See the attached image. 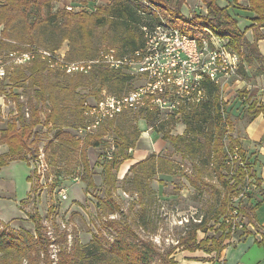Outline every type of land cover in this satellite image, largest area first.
Returning a JSON list of instances; mask_svg holds the SVG:
<instances>
[{
	"label": "trees",
	"instance_id": "trees-1",
	"mask_svg": "<svg viewBox=\"0 0 264 264\" xmlns=\"http://www.w3.org/2000/svg\"><path fill=\"white\" fill-rule=\"evenodd\" d=\"M55 1L0 0V57L8 52H25L41 47L57 51L67 42V59H93L101 51L94 41L97 27H107L108 31L102 38L109 37L111 42L117 44L113 48L121 56L130 54L143 45L142 26L167 24L200 42L209 35L225 39L227 46L240 56L236 77L243 80L264 77V55L258 47V41L264 35L256 31L254 40H249L246 37L247 29L239 26L240 15L237 11L241 9L251 13L252 27L260 28L264 26V0H248L247 5L237 2L222 5L219 0H200L206 6L207 12L192 11L190 15L182 12L185 0H108L105 5H100L91 12L84 8L75 11L55 8ZM6 48H9L7 53ZM28 79L39 103L33 104L25 112L18 90L25 87ZM132 80L133 77L125 71L104 65L94 67L88 74H67L58 69H50L38 53L30 61L13 67V71L0 77V96H13L17 104L16 113L0 128V142L9 146V153L0 156V169L13 160H28V154L36 152L32 150L36 134L46 129V132L55 131L48 146L59 140L60 149L66 146L80 148L84 168L89 172L91 167L87 146L99 145L102 134L90 135L84 147L80 146V139L76 137L77 129L90 122L84 115V102L88 99V92H91L87 87L96 95L104 89L110 94L122 95L130 88L126 87V83ZM203 82L207 99L200 105L183 110L178 117L173 115L165 120L155 112L138 111L142 114L139 115L126 111L118 115L117 121L110 123V126L120 131L115 151L110 158L104 155L107 160L104 166L107 186L105 204L112 201L111 204H115L116 208L114 212L121 211V207L113 195L117 178L113 170H117L124 160L130 158L128 151L134 147L139 134L153 126L155 131L163 134L164 140L182 153L183 158L193 162L197 178L207 171L214 173L220 186V200L212 219L215 223H220L221 230L226 228L229 229L228 232L231 231V226L223 220L224 215L231 212L234 197L254 177L252 163L240 137H230L233 130L231 116L235 114L238 118L246 119V124L258 115H264V104L256 97L257 89H246L238 94V106H241V110L236 114L228 108V102L221 95L220 86L213 79L205 76ZM140 118H146L152 124L147 129H142L137 126ZM176 122L185 124L182 134L172 133ZM226 137L230 138L228 144ZM169 163L174 164L173 161ZM137 164L143 165L144 161ZM153 168L148 167L150 171ZM165 168L161 166L159 171L169 173L170 170ZM85 180L88 189L93 186V180L89 176ZM191 181L193 184L197 182L193 178ZM134 182H141V178L135 176ZM258 195L255 190H251L247 193L246 201L241 200V204H238L240 212L250 222L253 221L260 202ZM121 212L122 230L113 241L94 234L89 242L83 243L74 237L72 243H68L66 230L60 233V239H51L44 219L37 211L27 213L34 224L33 232L16 230L2 223L5 227L0 230V264H22L24 259H28L31 264L41 260L45 264H154L156 260L160 264H177L171 253H160L152 241L137 239L127 215ZM116 223L114 220L110 222L112 226ZM206 225L207 221H201L199 224L187 226L184 234L179 237L178 246L192 252L204 249L207 253H221L226 247L223 242L230 237V233L213 237L212 240H198V231H206ZM56 229L58 231L57 226ZM53 243L58 245L56 260L49 253V246ZM41 256L44 258L41 259Z\"/></svg>",
	"mask_w": 264,
	"mask_h": 264
},
{
	"label": "rangeland",
	"instance_id": "rangeland-1",
	"mask_svg": "<svg viewBox=\"0 0 264 264\" xmlns=\"http://www.w3.org/2000/svg\"><path fill=\"white\" fill-rule=\"evenodd\" d=\"M69 2L73 3L75 10L84 8L91 12L96 7L105 5L108 0H56L54 5L55 8H64V3ZM199 3L201 6V2ZM203 7L197 10L202 11ZM189 8L190 10L192 9L191 7ZM182 12L185 15L189 14L185 6L182 7ZM107 31V27L96 28L94 41L100 50L118 46L111 42L109 37L107 39L102 38ZM66 43L58 50L65 53V55L68 51ZM8 49L6 48V53ZM17 52L19 51L17 50ZM0 63L5 69V74L8 71H13V67L21 65L15 62L14 56L9 52L0 57ZM242 81H244L242 78L235 77L230 80L224 89H222V85L220 87L223 99L228 102V108L232 109L236 114L241 110V106H238V94L247 89L246 84L241 83ZM139 84L140 81L138 79L127 82L126 87L130 88L125 90L124 93L129 92ZM87 88L88 91H91L87 94L90 100L101 97V92L96 95L90 87ZM18 92L20 93V101L23 102V110L25 112L33 104L39 103L29 79L25 87L19 89ZM0 101L1 128L14 115V112L16 113L17 104L13 96L10 95L6 97L4 95L0 96ZM39 105L42 106L41 103ZM43 108L45 109L46 107L43 106ZM130 112L139 114L136 111ZM234 115L232 114L231 116L233 130L230 132V137H240L241 140L244 135L243 128L246 119H241ZM117 117L105 121L103 125L94 129L93 133L91 132L92 134L80 135L77 132L76 137L80 139V146L83 147L86 146L85 141L90 135L102 134L99 145L87 146V157L91 167L89 172L84 168L80 148L66 146L60 149L59 140L52 142L48 146L50 139L55 133L54 130L46 132L45 129L44 132L41 131L36 134V142L32 144V150L34 149L36 152L32 151L27 156L33 165V193L26 201L21 202L22 209H24L26 215L36 211L40 213L51 239L53 237L60 239V233L66 230L68 243H72L74 237L79 238L83 243L89 242L94 234L98 235L99 238L104 236L113 241L122 230L123 215L121 211H123L124 215H127L129 224L138 236L137 239L144 242L152 241L160 253H171L174 256L182 251H189L178 246L179 237L184 234L187 226L195 223L199 224L201 221H207V230L198 231V240H212L213 237L217 238L220 235L230 233V237L225 238L226 240H224L223 244L228 245L231 243L237 231L231 228L230 232L226 228L221 230L219 228L220 223L217 224L212 219L214 210L219 205L220 200V186L214 173L207 171L202 177L198 176L201 180L198 179L193 162L183 158L182 153L175 149L169 141L164 140L163 134L155 131V128H149L148 131L151 136L142 137V133H140L135 140L134 147L128 151L130 158L124 160L117 170H113L117 177L113 186V195L115 201L121 207V211H113L116 208L115 204H111L112 201L107 205L105 204V189L107 186L104 166L107 160L104 155H108L110 158L119 140L120 131L114 126H110V123L116 120ZM151 124V121L146 120V118H140L137 122V126H141L142 129H147V126ZM185 127L184 123L176 122L172 133L174 135L182 134ZM225 141L228 144L230 138L226 137ZM130 159L134 161L132 162L134 164H126ZM141 161H144L143 165L137 164ZM169 161H173L174 164H170ZM161 166H165V169L170 170V172H160ZM148 167L153 169L150 171ZM88 176L94 183L89 189L85 180ZM135 176H139L141 182L135 183ZM192 178L197 180L196 184L192 183ZM255 181V177L250 179V182ZM17 183L24 187L23 179L17 178ZM62 188L67 190V199L60 197L59 191ZM246 198H242L236 203L240 205V201ZM230 213L228 211L223 218L228 226L227 218L230 217ZM240 216L250 221L247 216H244V213L241 212ZM112 220L117 221L113 226L110 224ZM26 222L21 224L20 228L15 229L33 232L34 224L29 217ZM4 227L1 223L0 230ZM207 243V245H210L209 242ZM205 247L207 248L208 246ZM57 251L58 245L56 243L49 246V253L53 260L57 259ZM196 251L201 253L199 259L203 262L210 261L211 258H215L218 255L217 251L211 253H207L204 249ZM179 257L180 262H177V264L188 263L183 260L189 259L182 258L180 255ZM42 258L44 256H41ZM22 264L31 263L28 259H24ZM36 264H45V262L41 260ZM154 264H160V261L156 260Z\"/></svg>",
	"mask_w": 264,
	"mask_h": 264
},
{
	"label": "built area",
	"instance_id": "built-area-1",
	"mask_svg": "<svg viewBox=\"0 0 264 264\" xmlns=\"http://www.w3.org/2000/svg\"><path fill=\"white\" fill-rule=\"evenodd\" d=\"M64 9L74 11L73 3H64ZM144 43L136 51L119 55L117 49H102L93 59L69 60L65 53L38 48L25 52H12L18 64L30 61L38 53L50 69H58L67 74H88L99 65L115 70L125 71L138 79L140 84L122 95H114L104 89L100 98L84 102V115L89 124L77 129L87 134L126 111L155 112L162 119L180 116L182 111L200 105L207 99L203 72H211L221 82L222 89L237 76L239 56L227 46V41L220 37H207L209 59L205 68H197L199 52L192 41L180 37L174 32H167L160 26H142ZM5 69L0 65V76L4 77ZM153 129V126L149 127ZM149 128L146 130L148 131ZM37 164V162H36ZM255 182L248 181L246 187L234 199L227 223L231 229L240 232L246 229L248 220L240 216L236 202L247 197V193L256 190ZM62 199H67V190L59 191ZM236 232V233H237Z\"/></svg>",
	"mask_w": 264,
	"mask_h": 264
},
{
	"label": "crops",
	"instance_id": "crops-1",
	"mask_svg": "<svg viewBox=\"0 0 264 264\" xmlns=\"http://www.w3.org/2000/svg\"><path fill=\"white\" fill-rule=\"evenodd\" d=\"M185 7L189 14L202 6L206 13L207 9L200 0H185ZM201 2V6L199 5ZM222 5L235 4L234 2L247 5L248 0H219ZM191 7L192 11L190 10ZM239 26L246 30V37L254 40V33L259 31L264 35V26L260 28L252 27L253 15L238 9ZM258 47L264 55V37L258 41ZM241 83L246 84L247 90L257 89L256 97L260 103L264 104V77L251 78ZM263 83V85H261ZM1 104V101H0ZM1 111V109H0ZM4 123V122H3ZM241 138L247 157L252 163L254 177L256 178V192L259 199V205L255 210L253 221H248L246 229L237 232L231 243L219 253L215 258L209 261H201L199 251H182L174 255L177 262L180 257L189 260H183L185 264H264V115L260 114L243 128ZM151 136L149 131H143L142 137ZM9 153V146L0 142V156H6ZM126 162L132 165L131 159ZM18 179L24 180V187L17 183ZM23 185V183H22ZM33 165L30 160H13L0 169V222L8 224L13 228H20L21 224L27 223L24 209L21 202L26 201L33 193Z\"/></svg>",
	"mask_w": 264,
	"mask_h": 264
},
{
	"label": "bare ground",
	"instance_id": "bare-ground-1",
	"mask_svg": "<svg viewBox=\"0 0 264 264\" xmlns=\"http://www.w3.org/2000/svg\"><path fill=\"white\" fill-rule=\"evenodd\" d=\"M156 26L162 27V29H165L167 32H174L175 34H178L180 37H183L184 39L191 40L193 47L196 48V52H199V57L197 59V68H205L206 67V61L209 59V51H203L204 48H207V39H203L201 42L196 39L192 38L184 33H182L179 29L174 28L172 26H168L167 24H158ZM218 37V36H214ZM233 53H236L233 51ZM205 76H209L211 79H213L220 87L221 82L218 81L217 76L213 75L211 72H203V78Z\"/></svg>",
	"mask_w": 264,
	"mask_h": 264
}]
</instances>
